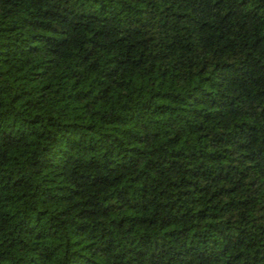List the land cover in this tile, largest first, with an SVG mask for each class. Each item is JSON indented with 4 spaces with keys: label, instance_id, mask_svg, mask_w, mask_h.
Returning <instances> with one entry per match:
<instances>
[{
    "label": "trees",
    "instance_id": "16d2710c",
    "mask_svg": "<svg viewBox=\"0 0 264 264\" xmlns=\"http://www.w3.org/2000/svg\"><path fill=\"white\" fill-rule=\"evenodd\" d=\"M0 264H264V0H0Z\"/></svg>",
    "mask_w": 264,
    "mask_h": 264
}]
</instances>
